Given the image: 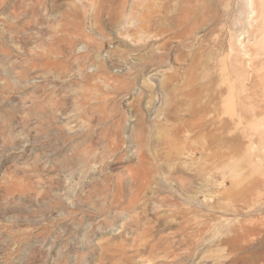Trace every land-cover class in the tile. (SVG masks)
<instances>
[{
    "label": "rangeland",
    "instance_id": "obj_1",
    "mask_svg": "<svg viewBox=\"0 0 264 264\" xmlns=\"http://www.w3.org/2000/svg\"><path fill=\"white\" fill-rule=\"evenodd\" d=\"M0 264H264V0H0Z\"/></svg>",
    "mask_w": 264,
    "mask_h": 264
},
{
    "label": "bare ground",
    "instance_id": "obj_2",
    "mask_svg": "<svg viewBox=\"0 0 264 264\" xmlns=\"http://www.w3.org/2000/svg\"><path fill=\"white\" fill-rule=\"evenodd\" d=\"M178 149V148H177ZM180 150V149H179ZM179 150H178V152H179ZM173 152V151H172ZM171 153V152H170ZM172 154V153H171ZM143 158V157H142ZM139 159H140V157H139ZM132 180L134 181V183L136 184L137 183V178H136V176H134V175H132ZM134 184V185H135ZM147 231V230H146ZM149 246H151L152 247V245H149ZM139 247H141V246H139ZM137 249V248H136ZM152 250V249H151ZM118 251H120V250H118ZM138 251H139V249H138ZM122 252H124V251H122ZM121 251H120V253H122ZM133 252V251H132ZM137 252V251H136ZM124 255V254H123Z\"/></svg>",
    "mask_w": 264,
    "mask_h": 264
}]
</instances>
